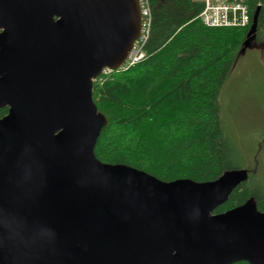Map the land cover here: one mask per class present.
I'll use <instances>...</instances> for the list:
<instances>
[{"label": "water", "instance_id": "obj_1", "mask_svg": "<svg viewBox=\"0 0 264 264\" xmlns=\"http://www.w3.org/2000/svg\"><path fill=\"white\" fill-rule=\"evenodd\" d=\"M141 24L139 0H0V264H264L255 197L216 213L248 170L166 182L97 158L94 81Z\"/></svg>", "mask_w": 264, "mask_h": 264}, {"label": "trees", "instance_id": "obj_2", "mask_svg": "<svg viewBox=\"0 0 264 264\" xmlns=\"http://www.w3.org/2000/svg\"><path fill=\"white\" fill-rule=\"evenodd\" d=\"M150 1L146 59L94 81V101L108 119L95 154L104 163L131 166L166 182L214 181L232 170L237 153L219 97L251 26L207 27L198 0ZM250 10L252 19L259 10L253 42L264 46V0H251ZM7 114L2 109L0 118ZM248 171L249 181L216 213L251 197L264 211V195L253 189Z\"/></svg>", "mask_w": 264, "mask_h": 264}, {"label": "rangeland", "instance_id": "obj_3", "mask_svg": "<svg viewBox=\"0 0 264 264\" xmlns=\"http://www.w3.org/2000/svg\"><path fill=\"white\" fill-rule=\"evenodd\" d=\"M248 46L237 58L219 101L237 151L232 170H250L253 189L264 195V46L252 41Z\"/></svg>", "mask_w": 264, "mask_h": 264}, {"label": "built area", "instance_id": "obj_4", "mask_svg": "<svg viewBox=\"0 0 264 264\" xmlns=\"http://www.w3.org/2000/svg\"><path fill=\"white\" fill-rule=\"evenodd\" d=\"M204 4L200 14L201 21L207 27L244 28L251 26V0H199ZM141 7V34L135 42L126 62L116 71H126L146 59V45L152 28V9L150 0H139ZM115 70L106 68L96 80H103Z\"/></svg>", "mask_w": 264, "mask_h": 264}]
</instances>
